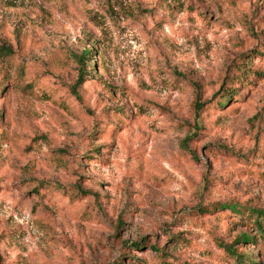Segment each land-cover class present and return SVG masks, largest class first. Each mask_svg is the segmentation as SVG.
<instances>
[{
    "label": "rangeland",
    "instance_id": "1",
    "mask_svg": "<svg viewBox=\"0 0 264 264\" xmlns=\"http://www.w3.org/2000/svg\"><path fill=\"white\" fill-rule=\"evenodd\" d=\"M250 208L264 0H0V264H264Z\"/></svg>",
    "mask_w": 264,
    "mask_h": 264
},
{
    "label": "trees",
    "instance_id": "2",
    "mask_svg": "<svg viewBox=\"0 0 264 264\" xmlns=\"http://www.w3.org/2000/svg\"><path fill=\"white\" fill-rule=\"evenodd\" d=\"M92 49L89 48H82V50L79 52V54L77 55V62L79 64V68H78V73L76 75V78L74 80V82L72 83V85L70 86V91L77 96V87L79 86V84L84 80V74H85V62H87L89 59H92ZM194 87H195V92H194V101H193V109H194V113H196L199 110V108L201 107L202 102L199 100V94H198V85L196 83H193ZM230 93H228V91L224 92V96H228ZM58 189L62 190V191H66L65 187L63 185H57ZM71 188L73 190V194L68 193L70 198H73L78 196V195H83L85 193H88V190L82 189L78 184H73L71 185ZM222 206V205H220ZM227 207V209H232L233 212L240 214L241 213V208H235V206L233 205H227L225 206ZM247 217L248 219L251 221V226L254 229L255 233L253 235H248L247 233H241L237 236L236 239H234V242L237 241H247V240H252L253 236L256 234L258 236H260L263 240H264V208L260 209V208H250L247 209ZM142 242V241H141ZM133 247H137L140 244L139 240L133 241L131 242ZM224 249L227 251L228 254H230L231 257H233L234 260V264H241L242 260L244 259L243 257V253L237 252L235 250V248L232 247L231 244L229 245H223ZM252 256H246L245 259L249 262H251ZM114 264H120L119 262H116Z\"/></svg>",
    "mask_w": 264,
    "mask_h": 264
}]
</instances>
